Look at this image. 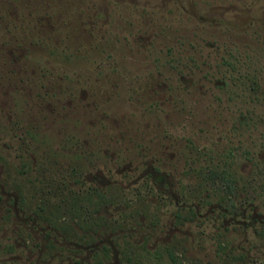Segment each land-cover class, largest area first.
I'll list each match as a JSON object with an SVG mask.
<instances>
[{
	"label": "rangeland",
	"instance_id": "1",
	"mask_svg": "<svg viewBox=\"0 0 264 264\" xmlns=\"http://www.w3.org/2000/svg\"><path fill=\"white\" fill-rule=\"evenodd\" d=\"M0 264H264V0H0Z\"/></svg>",
	"mask_w": 264,
	"mask_h": 264
},
{
	"label": "trees",
	"instance_id": "2",
	"mask_svg": "<svg viewBox=\"0 0 264 264\" xmlns=\"http://www.w3.org/2000/svg\"><path fill=\"white\" fill-rule=\"evenodd\" d=\"M24 20H27V21H29L27 18H25ZM24 25L23 26H29V22H22ZM42 43H43V45H42ZM37 46H40V47H43L44 49H46V50H51V48H49V46L48 45H46L45 46V42L43 41V40H41V41H39V43H38V45ZM45 46V47H44ZM64 49V48H63ZM77 53H82V51H78ZM53 54H55V52H51V53H49V55H53ZM80 54H76V58L75 59H79V58H81V55Z\"/></svg>",
	"mask_w": 264,
	"mask_h": 264
},
{
	"label": "flooded vegetation",
	"instance_id": "3",
	"mask_svg": "<svg viewBox=\"0 0 264 264\" xmlns=\"http://www.w3.org/2000/svg\"><path fill=\"white\" fill-rule=\"evenodd\" d=\"M251 90H253V87L251 88Z\"/></svg>",
	"mask_w": 264,
	"mask_h": 264
}]
</instances>
